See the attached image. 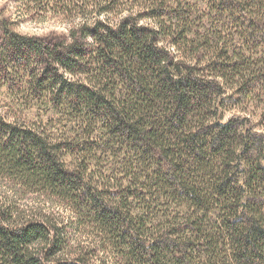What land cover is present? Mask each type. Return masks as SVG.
<instances>
[{
    "label": "trees",
    "instance_id": "16d2710c",
    "mask_svg": "<svg viewBox=\"0 0 264 264\" xmlns=\"http://www.w3.org/2000/svg\"><path fill=\"white\" fill-rule=\"evenodd\" d=\"M14 2L66 33L0 7V264H264V0Z\"/></svg>",
    "mask_w": 264,
    "mask_h": 264
},
{
    "label": "rangeland",
    "instance_id": "374dc122",
    "mask_svg": "<svg viewBox=\"0 0 264 264\" xmlns=\"http://www.w3.org/2000/svg\"><path fill=\"white\" fill-rule=\"evenodd\" d=\"M0 7L4 8L7 12L6 15L10 17L15 22V30L20 34H26L31 36H37L40 38L47 37L51 34H65L66 33V27H64L58 18H53L51 16H47L44 19H37V20H29V21H20L18 19L17 13H15V7L16 3L14 0H0ZM10 101V98L8 97V93L6 89H0V105L6 104ZM232 113H229L226 115L227 118L231 116ZM0 195L1 197H5L6 200H13L17 198L14 194L13 189L11 188V185L8 183V181H4L0 179ZM41 200L36 199L33 195H26L24 199L20 202L22 204H25L27 206H33L34 210L41 212L42 214H45L47 216H50L51 219L57 220L58 223L60 222L64 226H67V230L71 232V224L72 221L70 219L69 214H67L60 206L56 203L51 202H44ZM42 203H41V202ZM37 205V206H36ZM73 236H77V234H74ZM85 236L83 235L79 236V240L76 242H71V246H77V243H81L82 240H84ZM82 245V244H80ZM102 256V255H100ZM106 258V257H105ZM103 259V257H102ZM105 264H113V258L111 256H108L105 260Z\"/></svg>",
    "mask_w": 264,
    "mask_h": 264
}]
</instances>
